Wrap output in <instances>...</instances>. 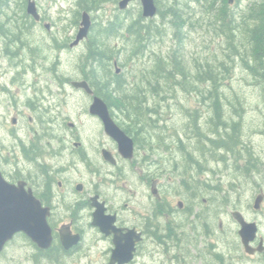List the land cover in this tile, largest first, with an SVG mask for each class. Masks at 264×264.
Here are the masks:
<instances>
[{"label":"rangeland","instance_id":"obj_1","mask_svg":"<svg viewBox=\"0 0 264 264\" xmlns=\"http://www.w3.org/2000/svg\"><path fill=\"white\" fill-rule=\"evenodd\" d=\"M34 1L39 15L44 18V24L50 27L49 32L44 29L43 25H31L30 31H28L29 23L27 26V22L22 18L25 14L26 0H9L7 8L0 1V31L12 32L23 29L20 42L11 43L8 48L11 52L20 53V57L25 59L24 64L21 63L17 66L4 57V39L1 38L0 33V83L5 89L3 94H0V149H3V156H6L8 147H12L18 142L16 132H19L20 128L36 127L35 121L38 120V114L34 113L33 108L27 109L22 105L34 91L32 88L25 90L23 88L33 84L53 85L49 80L53 79L55 72L72 79L79 78L82 73H86L88 58L81 59L86 52V56L88 55V49L85 51L86 43L77 49H71L72 51L67 49L63 52L56 47L53 41L56 39L61 44L70 43L77 33L80 15L83 11L88 13L91 20L89 44L96 42L99 28L107 26L109 22L128 25L137 21L141 14L139 0H132L124 10H120L118 7L121 0ZM206 1L154 0V3L156 8L162 11H168L169 5L182 9L181 15L182 20L185 21V27L182 30L181 42L180 44L177 42L176 47L178 56L183 60L185 71L194 74V64L199 62L204 66L206 61L214 62L215 65L223 63L228 68L225 73L221 70L224 73V79L219 87L222 98L220 120H223V126L216 122L213 123L210 106H207L206 101H203L207 89L205 83H196L195 80L187 77V88L183 89L179 85L166 86L164 81L159 80V86H156V92H154L155 81L152 71L156 70L155 61L158 57L166 58L174 47L170 18L163 19L161 15L156 14L152 19L142 18L140 20L143 24H154V29L157 26L165 27V33L160 37L154 36V39L151 40L152 44L143 49L141 47L140 50L143 53L138 55L132 54L134 39L132 35L126 34V31L100 40L105 43V48H107L105 50L110 55L108 64L112 77L119 76L120 81L126 83L125 86L127 85L128 95L125 97L144 98L146 107L155 109L154 113L147 114L152 120L144 118V125L149 134L145 133L144 135L149 142L150 136L154 137V142L150 145L143 143L142 147L144 155L147 154L148 162L145 165H151L152 152L154 158L160 159L159 162L157 159L154 161L153 167L157 165L158 170L164 171L159 183L164 185L162 190L163 195L167 197L165 201L176 204L170 199H174L176 191L182 190L177 180H174L175 183L172 182L174 177L168 170L171 168L170 159L175 157V152H177L176 142L189 129L202 137L193 145L196 146V149L201 147L200 152L204 154V157L202 156L204 165L202 166L205 171L200 176H205L203 180L206 182V219L209 222L220 219L223 224L222 229L216 235L205 238V247L210 252L217 249L224 254L236 255L237 257L234 259L239 260L237 264H264L256 260L246 261L245 258L239 256L243 254L237 235L239 227L231 218V212L238 211L246 221L255 222L258 228L256 239H262L264 243V202L260 211L252 209L256 195H264V97L261 86L257 85V81L245 68L238 54L230 50L228 39L221 34L220 22L216 20L217 10L225 9L228 14H231L229 19H233L235 22L234 33L235 37H238L240 34L237 32L236 26L241 24L243 27H247L250 25L249 22H242L241 18L247 15L254 5L262 3L264 0H232L231 4L228 3V0L226 2L223 0ZM213 1L214 6L211 9L210 5ZM82 6L88 7V9L84 10ZM25 22L26 26L23 28ZM229 24L226 23L225 26L227 27ZM239 27L241 28V26ZM5 38L8 37L5 36ZM236 40L235 38V44ZM243 48L245 47L241 46L240 50L245 53ZM112 49L115 51L110 53ZM114 62L117 63L116 68L119 69L117 74L115 73L117 70L113 66ZM39 75H42L44 80H40ZM135 87L141 89V92L136 96L134 94ZM192 87L194 88L192 89ZM59 94L57 97L62 102L59 103L57 110L60 112L50 114L49 118L45 117L46 122L49 120L50 123L57 116L60 122L65 119L66 122L75 124L82 131L96 132L98 130L97 122L89 118L83 110L86 97H82L72 89L63 92V96ZM112 96L106 94L108 98ZM16 111L20 116L16 115ZM12 118H16L15 125L11 124ZM41 122L45 124L43 115ZM237 122L238 125H236ZM37 125L39 126L41 123ZM16 126L17 129H13ZM236 131L237 134H235ZM236 135L244 149L240 156L239 145L236 143L227 148L220 149L218 147L223 141L230 142L228 139L231 137L236 141L234 139ZM214 141L217 147L213 145ZM197 152L200 153L198 150ZM243 155L246 157L245 160L239 161V157ZM252 165L255 167L251 168L250 172L245 176L240 175V168L245 170L246 167ZM169 177H171V181ZM196 178L199 180V175ZM215 188L218 191H214ZM146 195L147 193L144 192L141 198L144 209L146 208ZM124 196L126 194H122L123 198ZM212 197L215 198V203L209 201V198ZM217 201H220L219 206L215 205ZM218 215L219 218H217ZM172 226L176 230H180L175 227V224ZM215 226L217 227L214 223L216 229ZM187 227L188 231H191L189 224ZM82 231L83 242L75 253L64 255L54 249L45 253L47 258L36 256L38 251L34 245L27 238L17 235L0 254V264H108L113 248L112 242L101 237L98 230L91 226L84 227ZM189 234L190 232L182 233L183 237L180 236L177 247L165 250L156 245L155 241L146 239L140 245L134 261L130 264H169L171 262L169 259L177 254L188 260L187 255H194L200 247L199 239H194Z\"/></svg>","mask_w":264,"mask_h":264},{"label":"flooded vegetation","instance_id":"obj_2","mask_svg":"<svg viewBox=\"0 0 264 264\" xmlns=\"http://www.w3.org/2000/svg\"><path fill=\"white\" fill-rule=\"evenodd\" d=\"M0 1L3 2L2 5L5 8L8 7L9 0ZM22 18L27 22V26L29 23L28 28L31 25H43L47 32L50 31L45 28L44 18L41 16L38 21L32 20L30 16L25 17L24 14ZM26 22L23 24V28H25ZM22 30L0 31L1 38L4 39V57L17 66L21 63L24 64L25 59L20 57V53L9 51L8 45L20 42ZM88 36L78 46L72 48L70 44L74 39L70 43L61 44L56 39L53 42L63 52L67 49H77L86 43V51L89 44ZM86 54L81 59L89 57V50L87 56ZM16 56L17 59H15ZM113 66L116 68L117 63L114 62ZM86 67V73H82L76 79L66 78L55 72L53 79L49 80L53 85L33 84L24 87L23 90L32 88L34 91L22 105L27 109L33 108L34 113L38 114V120L35 121L36 127L20 128L19 132H16L18 142L7 148L6 156L2 155L3 149H0V173L3 178L10 184L20 185L26 192H31L42 208L48 212L46 221L52 234L49 252L55 249L64 255H72L80 248L83 242L82 230L88 226L97 229L101 237L112 242V233L105 236L97 227L92 226L93 214L97 210L96 205H102L104 215L113 218V226L121 230V234H127L132 230L141 235L142 240L136 243L134 259L140 245L146 239L155 241L156 245L165 250L177 247L179 243L177 241L182 236L181 234L190 232L189 235L192 238L199 239V251L194 255L188 254V260L184 256L173 255L169 259L171 260L169 264H237L239 260L234 259L237 257L236 255L224 254L217 249L210 252L205 247V238L216 235L222 229L223 224L220 219L208 224L206 219V182L203 180L205 176H200L205 171L202 166L204 165V154L200 152L201 147L196 149V146L193 145L202 137L187 129L183 137L176 142L175 157L171 158V161L165 159L171 164L168 171L174 177L172 182L175 183L174 180H177L179 186L182 187L180 192L174 193L176 195L173 197L174 199H170L176 204L166 202L167 197L163 195L162 190L164 185L159 183L164 171L158 170L157 165L153 167L154 161L157 159L153 157V152L151 165H145L148 160L146 159L147 154L144 155L142 144L150 145L154 142V137L150 136L149 142L144 135L148 134L144 122L145 119L152 120L151 117L146 115L143 119L135 117L131 110H119L116 108L119 105L116 101L112 106L107 104L101 96L95 94L94 82L96 80L91 76L90 79L86 78L88 73H92L88 60ZM116 70L117 74L119 69L116 68ZM39 79L44 80L42 75H39ZM75 82H85L92 94H88L82 88L76 89L73 86ZM69 89L81 94L84 98L86 97L83 110L89 118L97 122L98 130L96 132L82 131L75 124L66 122L65 119L60 122L57 116L50 123L49 120L46 122L45 117L49 118L50 114L60 112L57 109L62 101L58 99V93L63 96V92ZM4 91L5 89L0 83V94H3ZM125 96L116 97L121 99L126 98ZM94 98L101 99L107 105L110 118L124 136L131 140L132 156L130 158L121 156L117 143L106 134L101 120L89 113V107ZM143 105V107L146 106L145 101ZM16 115L20 116L17 111ZM42 115L45 124L41 122ZM39 123L41 125L38 126ZM11 124H16V118H12ZM13 129H17V126ZM197 175H199L200 181L196 178ZM169 180L171 181V177ZM214 191H218V189L215 188ZM144 192L147 193L145 209L141 200ZM122 194H126V196L123 198ZM219 202L217 201V204H220ZM260 210L261 207L257 211ZM214 214L216 219L215 211ZM214 223L217 225L216 229ZM172 224H175V227L180 230H176ZM188 224L191 231L187 229ZM67 230L72 235H80V241L72 248L64 250L59 233ZM261 241L262 245L260 246ZM250 246L252 249H261V252L256 251L253 254L243 252L239 256L245 258L246 261L256 260L264 263L263 240L255 238Z\"/></svg>","mask_w":264,"mask_h":264},{"label":"trees","instance_id":"obj_3","mask_svg":"<svg viewBox=\"0 0 264 264\" xmlns=\"http://www.w3.org/2000/svg\"><path fill=\"white\" fill-rule=\"evenodd\" d=\"M198 1L200 0H196V2ZM223 2H226V0H223ZM213 6L214 1L210 5V8L212 9ZM82 9L87 10L88 7L82 6ZM167 10L168 11H162L157 8V14L161 15L163 19H171L170 23L172 26L171 31L172 38L174 40V47L166 58L158 57V59L155 61L156 70L152 71L155 81L154 92H156V86H159V80L164 81L166 86H170L171 84L173 86L179 85L183 89L187 88V77L192 78L193 81H196V83H205L207 84V89L203 101H206V105L210 106L209 108L212 112V121L214 119L213 123L216 122V124L219 123L221 126H223V120H220V114L222 112L220 103L222 102V98L219 87L221 86L222 80L224 79V73L228 71V68L224 66L223 63H218L215 65L214 62L206 61L204 66L199 62L194 64V74L190 71L189 73L188 71H185L183 68V60L178 56V48L176 47V43L178 42L180 44L181 42V38L183 36L182 30L185 27V21L182 20L183 17L181 15L182 9L176 8L174 5H169ZM24 15L25 17L27 16L26 12ZM229 16H231V14H228L225 9H222L221 11L217 10L216 20L220 22V32L228 39L230 50H232L233 53L238 54L245 68L249 70V72L255 78V81H257V85L261 86L264 97V1L254 5L249 10L248 14L241 18L242 22H249L250 25L243 27L240 24L239 26H241V28L236 26L238 29L237 32L240 34L238 37H235L234 33L235 22L233 19H229ZM138 18L139 19L137 21H133L128 25L109 22L107 26L99 28V34L96 35V42H90V44H88L89 57L87 60L92 73L87 75L86 78L91 76L94 80H96V82H94L95 87L93 86L95 94L101 96L107 104L112 106L116 101V103L119 104L116 106L117 109L131 110L134 112L133 115L135 117H141L144 119V116H146L148 113H154L155 109H150L146 106L143 107L145 99L138 98V96L121 99L116 97L118 95H128L126 90L127 85L125 86L126 83H122V81H120L119 76H114V78L112 77V73H110V65L108 64L110 62V55L105 50L107 49L105 48V43L100 40L106 39L110 36H115L119 34V32L126 31V34L132 35V38L134 39L133 49L131 50L132 54L138 55L139 53H143L140 48L142 47L143 49L152 44L151 40L154 39V36H162V34L165 33V27L157 26V28L154 29V24H143L142 21H140L142 19L141 14L138 16ZM226 23H230L229 26L226 27ZM235 38L237 39L236 44L238 45L235 44ZM241 46L245 47L243 48L245 53L240 50ZM114 51L115 50L112 49L110 53ZM193 88L194 87H192V89ZM134 91L136 96L141 92V89L140 87H135ZM106 94L114 96L108 98L106 97ZM238 124L239 123L237 122L236 125ZM221 126H219V128H221ZM211 132L214 131L211 130ZM235 134H237V131ZM234 139L236 141H234L231 137L228 139L230 142L226 143L223 141L218 147L220 149L227 148L231 147L229 145L236 143L239 145L238 153L240 156L244 149L239 143L240 139L237 137V135L234 137ZM212 143L213 145L216 144L215 141ZM215 147H217V145H215ZM245 158L246 157L243 155L242 157H239V161L245 160ZM253 167H255V165L248 166L245 170L240 168V175L245 176L251 171V168ZM209 201H214V203L216 202L215 198L213 197L209 198ZM215 205L219 206L217 203ZM207 223L209 224V221H207ZM21 236L24 237L23 235ZM37 251L38 253L36 256L47 258L45 253H49V250L45 252L39 250ZM57 252L60 253V251Z\"/></svg>","mask_w":264,"mask_h":264},{"label":"water","instance_id":"obj_4","mask_svg":"<svg viewBox=\"0 0 264 264\" xmlns=\"http://www.w3.org/2000/svg\"><path fill=\"white\" fill-rule=\"evenodd\" d=\"M132 0H121L118 3L120 10H124ZM141 4V17L151 19L156 16L157 8L154 0H139ZM231 4L232 0H228ZM26 13L35 21L40 19L34 0H27ZM91 27V20L86 12L81 13L79 28L75 35L74 41L70 47L78 46L87 38ZM47 30L49 25H45ZM75 88H82L88 94L92 91L85 82L73 83ZM89 113L97 116L104 127L108 136H110L118 146L121 156L130 158L132 156V142L126 138L122 131L116 126L109 116L107 105L99 98H94L89 107ZM263 195L258 194L253 201V209L259 210L263 201ZM97 210L93 214L92 226L97 227L99 231L107 236L113 234V248L109 257L108 264H129L134 259L136 243L142 240L139 233L130 230L127 234H121L117 229L113 218L105 216L102 205H96ZM48 212L42 208L31 192H26L23 187L15 186L7 182L0 173V253L16 235L22 234L28 238L39 250H48L52 244L51 230L47 224L46 218ZM232 218L238 224L237 232L243 251L246 254L261 252V249H252L250 244L256 238L257 224L248 222L238 211L231 213ZM60 241L64 250H68L77 245L80 241V235H72L68 230L60 231ZM262 241L260 242V246Z\"/></svg>","mask_w":264,"mask_h":264},{"label":"bare ground","instance_id":"obj_5","mask_svg":"<svg viewBox=\"0 0 264 264\" xmlns=\"http://www.w3.org/2000/svg\"><path fill=\"white\" fill-rule=\"evenodd\" d=\"M34 74V73H33ZM38 76V75H37ZM34 80V79H33ZM88 82V81H87ZM264 174V173H263ZM174 237V236H173ZM183 237V236H182ZM178 238V237H177ZM62 257V255H60Z\"/></svg>","mask_w":264,"mask_h":264}]
</instances>
